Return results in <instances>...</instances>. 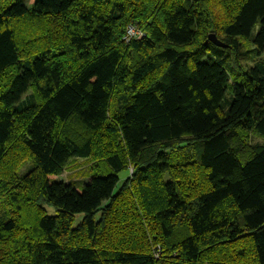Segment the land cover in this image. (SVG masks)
Returning a JSON list of instances; mask_svg holds the SVG:
<instances>
[{"label": "trees", "instance_id": "16d2710c", "mask_svg": "<svg viewBox=\"0 0 264 264\" xmlns=\"http://www.w3.org/2000/svg\"><path fill=\"white\" fill-rule=\"evenodd\" d=\"M0 264H264V0H0Z\"/></svg>", "mask_w": 264, "mask_h": 264}, {"label": "rangeland", "instance_id": "374dc122", "mask_svg": "<svg viewBox=\"0 0 264 264\" xmlns=\"http://www.w3.org/2000/svg\"><path fill=\"white\" fill-rule=\"evenodd\" d=\"M130 28V27H129ZM128 28V29H129ZM261 140L258 138H254V142H260ZM90 163L87 159L77 158L75 160H71L63 170L60 176H54L51 178L52 181H62L65 183H71L81 189L84 184L88 183L92 172L87 170V166ZM27 168V165L22 169V172ZM128 175V172H124L120 174V177L124 178ZM81 217L77 221H79Z\"/></svg>", "mask_w": 264, "mask_h": 264}, {"label": "built area", "instance_id": "2783aa9c", "mask_svg": "<svg viewBox=\"0 0 264 264\" xmlns=\"http://www.w3.org/2000/svg\"><path fill=\"white\" fill-rule=\"evenodd\" d=\"M138 35H140V33L137 30H135L133 27H130L127 31V37H129V38L134 37V36H138Z\"/></svg>", "mask_w": 264, "mask_h": 264}, {"label": "water", "instance_id": "95a60500", "mask_svg": "<svg viewBox=\"0 0 264 264\" xmlns=\"http://www.w3.org/2000/svg\"><path fill=\"white\" fill-rule=\"evenodd\" d=\"M210 38H211V40L214 42V43H216L217 45H219V46H224L217 38H216V36L215 35H211L210 36Z\"/></svg>", "mask_w": 264, "mask_h": 264}, {"label": "bare ground", "instance_id": "6f19581e", "mask_svg": "<svg viewBox=\"0 0 264 264\" xmlns=\"http://www.w3.org/2000/svg\"><path fill=\"white\" fill-rule=\"evenodd\" d=\"M139 32V31H138ZM140 33V32H139Z\"/></svg>", "mask_w": 264, "mask_h": 264}]
</instances>
